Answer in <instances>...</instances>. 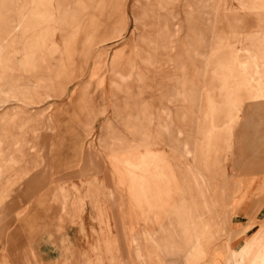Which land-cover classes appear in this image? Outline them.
Here are the masks:
<instances>
[{"label":"rangeland","instance_id":"rangeland-1","mask_svg":"<svg viewBox=\"0 0 264 264\" xmlns=\"http://www.w3.org/2000/svg\"><path fill=\"white\" fill-rule=\"evenodd\" d=\"M262 197L264 0H0V264H229Z\"/></svg>","mask_w":264,"mask_h":264},{"label":"bare ground","instance_id":"bare-ground-1","mask_svg":"<svg viewBox=\"0 0 264 264\" xmlns=\"http://www.w3.org/2000/svg\"><path fill=\"white\" fill-rule=\"evenodd\" d=\"M60 1V0H59ZM67 1V0H66ZM69 1V0H68ZM73 1V0H70ZM86 3V2H85ZM82 19V18H81ZM105 21V20H104ZM68 23V22H67ZM22 24V22H20ZM66 24V23H65ZM64 24V25H65ZM76 26V25H75ZM106 26V25H105ZM61 27H63L61 25ZM64 29V28H63ZM67 29V28H66ZM74 29V28H73ZM105 29V28H104ZM60 30V29H59ZM59 33V32H58ZM70 33V32H69ZM72 34V33H71ZM93 35V34H92ZM91 35V36H92ZM72 37V36H70ZM69 39V38H68ZM67 40V39H66ZM57 42V41H56ZM63 47V46H61ZM50 50V49H49ZM52 51V50H51ZM262 53V52H260ZM63 56V55H62ZM85 57V56H84ZM35 58V57H34ZM33 58V59H34ZM54 58V57H53ZM88 59V58H87ZM52 61V60H51ZM84 62V60H83ZM88 63V62H87ZM62 65V64H61ZM85 66V65H84ZM87 66V65H86ZM85 66V67H86ZM61 68V67H60ZM69 69V68H68ZM72 73V72H71ZM73 74V73H72ZM61 76V75H60ZM73 76V75H72ZM42 79V78H41ZM59 73L55 70V74L51 77L50 82L47 83L46 88L49 94L54 93L59 89ZM72 79V78H71ZM70 80V79H69ZM44 81V80H43ZM66 83V82H65ZM41 84V82H40ZM39 84V85H40ZM44 84V83H43ZM66 85V84H65ZM16 86V85H15ZM61 97V96H60ZM142 108V107H141ZM29 121V120H28ZM24 125V124H23ZM23 129V128H22ZM199 172V171H198ZM204 176V175H203ZM57 188V187H56ZM208 189V188H207ZM56 194V192H55ZM206 194V193H205ZM206 196V195H205ZM54 199V198H53ZM33 204V203H32ZM62 206V205H61ZM62 208V207H61ZM222 227V226H221ZM226 228V227H225ZM225 231V230H224ZM209 232V231H208ZM211 233V232H210ZM208 237V236H207ZM249 246V245H247ZM246 247V246H244ZM165 249V248H164ZM161 251V250H160ZM161 253V252H160ZM228 263L229 264H264V255L261 252H254V249L249 250L248 253L241 251L238 254H230L228 255Z\"/></svg>","mask_w":264,"mask_h":264},{"label":"crops","instance_id":"crops-1","mask_svg":"<svg viewBox=\"0 0 264 264\" xmlns=\"http://www.w3.org/2000/svg\"><path fill=\"white\" fill-rule=\"evenodd\" d=\"M261 199H264V197H262ZM263 203H264V202H263ZM250 204H251V203H250ZM245 206H246V203H243V204L240 205V207H239L238 210H237V211H238V213L236 214L237 217L241 215V214L239 215V213L243 211V208H242V207H245ZM240 217H241V216H240ZM254 247H255V243H254V244L251 243V245L246 246V247L244 248L243 252L248 253V251L254 249Z\"/></svg>","mask_w":264,"mask_h":264}]
</instances>
